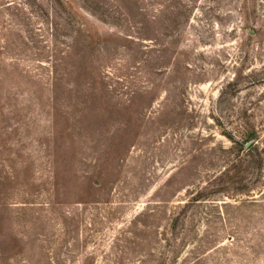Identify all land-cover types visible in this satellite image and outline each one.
Listing matches in <instances>:
<instances>
[{
    "label": "rangeland",
    "instance_id": "rangeland-1",
    "mask_svg": "<svg viewBox=\"0 0 264 264\" xmlns=\"http://www.w3.org/2000/svg\"><path fill=\"white\" fill-rule=\"evenodd\" d=\"M125 1L0 0V264H264V0Z\"/></svg>",
    "mask_w": 264,
    "mask_h": 264
},
{
    "label": "trees",
    "instance_id": "trees-1",
    "mask_svg": "<svg viewBox=\"0 0 264 264\" xmlns=\"http://www.w3.org/2000/svg\"><path fill=\"white\" fill-rule=\"evenodd\" d=\"M108 1L127 2L125 0H108ZM256 139H257V135L255 133V130H251L247 135H245L243 142L246 144V143H248L250 141L254 142ZM253 144L247 149L249 154H251L252 152H255L257 150V148Z\"/></svg>",
    "mask_w": 264,
    "mask_h": 264
},
{
    "label": "water",
    "instance_id": "water-1",
    "mask_svg": "<svg viewBox=\"0 0 264 264\" xmlns=\"http://www.w3.org/2000/svg\"><path fill=\"white\" fill-rule=\"evenodd\" d=\"M251 145V142L245 144V148H248Z\"/></svg>",
    "mask_w": 264,
    "mask_h": 264
}]
</instances>
